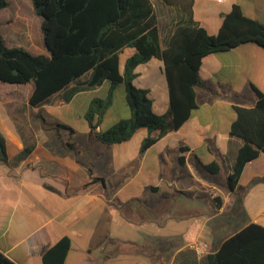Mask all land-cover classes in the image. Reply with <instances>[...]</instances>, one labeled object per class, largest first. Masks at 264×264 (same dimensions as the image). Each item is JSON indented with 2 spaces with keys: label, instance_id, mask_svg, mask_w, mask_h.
<instances>
[{
  "label": "crops",
  "instance_id": "obj_1",
  "mask_svg": "<svg viewBox=\"0 0 264 264\" xmlns=\"http://www.w3.org/2000/svg\"><path fill=\"white\" fill-rule=\"evenodd\" d=\"M150 1L165 44L175 10ZM234 3L264 23V0H193V19L216 34ZM134 52L122 48L121 71ZM133 71V83L147 90L153 111L165 114L162 59L151 57ZM199 76L196 108L143 151L145 127L111 144L90 132L84 113L105 81L83 90L68 87L39 106L27 102L31 85L0 83L6 145V159H0V252L15 264H42L43 254L67 236L64 264H207V255L244 226H264V152L246 162L233 188L227 184L243 144L230 133L234 106H253V87L264 93V48L247 42L207 54ZM84 95L81 110L72 111ZM104 115L96 131L106 129ZM211 163L216 171L207 168ZM165 239L178 245L159 247ZM198 241L207 243L204 253L191 247Z\"/></svg>",
  "mask_w": 264,
  "mask_h": 264
},
{
  "label": "trees",
  "instance_id": "obj_2",
  "mask_svg": "<svg viewBox=\"0 0 264 264\" xmlns=\"http://www.w3.org/2000/svg\"><path fill=\"white\" fill-rule=\"evenodd\" d=\"M29 1L34 9L24 0H11V9L15 19L26 26L35 22L37 14L41 16L40 30L48 54H34L21 46L7 47L0 31V83L31 85L27 102L39 106L86 72H90L84 81L88 88L109 80L107 96L93 97L84 113L90 132L104 144L127 140L137 128L145 127L148 135L140 145V150H145L169 130L181 126L196 108L195 88L202 83L199 67L205 55L228 51L247 42L264 48V23L246 16L237 3L223 14L218 32L209 34L193 19V0H161L174 8L176 20L163 44L150 0ZM6 5V0H0V9ZM125 46L133 47L135 52L126 59L121 71L119 53ZM151 57L163 61L169 94L165 114L155 113L147 90L133 83L135 66ZM119 83L124 87L129 116L96 131L112 102V89ZM253 90L257 96L253 106H234L236 118L230 133L242 138L243 144L227 177L231 188L237 184L246 162L264 152V93L255 87ZM5 149L0 131L1 160L6 159ZM207 168L216 171L218 166L211 163ZM176 245V239L158 244L161 248ZM69 248V238L62 237L43 254L42 264H64ZM0 264L15 263L0 252ZM207 264H264V226L257 223L244 226L225 239L215 253L207 255Z\"/></svg>",
  "mask_w": 264,
  "mask_h": 264
},
{
  "label": "rangeland",
  "instance_id": "obj_3",
  "mask_svg": "<svg viewBox=\"0 0 264 264\" xmlns=\"http://www.w3.org/2000/svg\"><path fill=\"white\" fill-rule=\"evenodd\" d=\"M7 5L0 9V31L4 37V43L7 47L9 46H21L31 53H46V48L43 44L42 34L40 30V22L42 20L41 16L37 14L35 22L31 26L24 25L21 20H16L15 13L12 11L11 0H6ZM28 2V6L32 7L29 0H24ZM34 9V8H33ZM39 24V25H38ZM126 47L125 49H127ZM125 51V50H124ZM123 55H125L122 52ZM122 55V56H123ZM121 56V57H122ZM124 59V57H122ZM90 72H86L79 76L75 82L69 85V88L73 86L81 87V89H88L84 82L89 77ZM84 82V83H82ZM110 87V81H105V84L96 90V95L99 97H106L108 94V89ZM68 89V88H67ZM67 91V90H64ZM62 94L65 95V92ZM88 95V94H86ZM87 100L85 95L78 96L74 101L72 106V111H78L82 108L83 101ZM128 107L125 99V91L123 84L119 83L112 89V102L105 111L104 119L102 122L103 128H108L112 123L118 121L121 118L128 116ZM167 121H170L169 117H166ZM146 130L142 128L140 131Z\"/></svg>",
  "mask_w": 264,
  "mask_h": 264
},
{
  "label": "built area",
  "instance_id": "obj_4",
  "mask_svg": "<svg viewBox=\"0 0 264 264\" xmlns=\"http://www.w3.org/2000/svg\"><path fill=\"white\" fill-rule=\"evenodd\" d=\"M191 247H193L199 253H204L205 250L207 249V243L204 241H198V242L191 244Z\"/></svg>",
  "mask_w": 264,
  "mask_h": 264
}]
</instances>
